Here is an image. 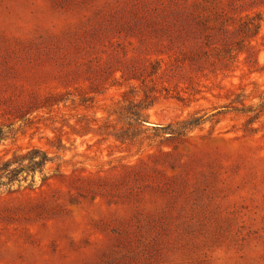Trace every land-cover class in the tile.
<instances>
[{"label": "rangeland", "instance_id": "obj_1", "mask_svg": "<svg viewBox=\"0 0 264 264\" xmlns=\"http://www.w3.org/2000/svg\"><path fill=\"white\" fill-rule=\"evenodd\" d=\"M263 96L264 0H0V264H264Z\"/></svg>", "mask_w": 264, "mask_h": 264}, {"label": "trees", "instance_id": "obj_2", "mask_svg": "<svg viewBox=\"0 0 264 264\" xmlns=\"http://www.w3.org/2000/svg\"><path fill=\"white\" fill-rule=\"evenodd\" d=\"M253 24L257 29L260 27V22ZM259 106L264 107V101L260 103ZM256 108L257 107L250 106L248 112H253ZM243 112L247 111L243 110ZM263 112L264 110L260 109L254 115L249 116V123L259 118L261 114H263ZM134 115L137 116V119L140 121V123L147 122L144 119H140V116L142 115L141 113H138V111L135 112ZM203 116L204 115L193 117L192 119L187 120L186 123L190 126L198 125L203 119ZM3 136L6 135L0 128V139H2ZM50 160L51 157L49 156L47 151L41 148L34 147L25 152H20L14 155L12 159H6L2 161V163L0 164V187L22 180L26 181L29 177H31V182H35L36 173L39 172L40 174H44L45 167L48 162H50ZM42 179L45 180L46 178Z\"/></svg>", "mask_w": 264, "mask_h": 264}]
</instances>
